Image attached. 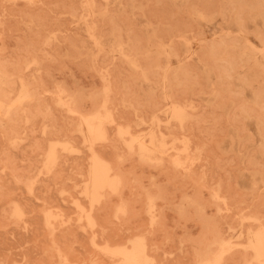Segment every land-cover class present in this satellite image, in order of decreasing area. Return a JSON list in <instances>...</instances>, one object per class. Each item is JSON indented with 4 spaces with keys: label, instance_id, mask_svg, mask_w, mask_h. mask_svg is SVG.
<instances>
[{
    "label": "rangeland",
    "instance_id": "1",
    "mask_svg": "<svg viewBox=\"0 0 264 264\" xmlns=\"http://www.w3.org/2000/svg\"><path fill=\"white\" fill-rule=\"evenodd\" d=\"M0 92V264H264V0H0Z\"/></svg>",
    "mask_w": 264,
    "mask_h": 264
},
{
    "label": "bare ground",
    "instance_id": "2",
    "mask_svg": "<svg viewBox=\"0 0 264 264\" xmlns=\"http://www.w3.org/2000/svg\"><path fill=\"white\" fill-rule=\"evenodd\" d=\"M1 93V92H0ZM98 122V121H97ZM96 129V128H95ZM94 131V130H93ZM99 134V133H98ZM176 162V161H175ZM96 163H99L98 161L96 162ZM104 163V162H103ZM103 163H101V165H102V169H101V171H99V173H100V175H98V177H96V179H95V181H96V183H95V186L98 184V183H102V184H104V182L103 181H105V176H107V173L109 172V168L106 166V165H108V164H106L105 165V163L103 164ZM97 174V173H96ZM108 179V178H107ZM114 181H115V179H114ZM101 184V185H102ZM87 187V186H86ZM96 190V189H95ZM121 249V248H120ZM258 249V248H257ZM123 251V250H122ZM120 254V253H119ZM262 255V254H261ZM259 257V256H258ZM134 258V256L132 255L129 259H133ZM263 258V257H262ZM144 260V259H143ZM125 261V260H124ZM127 264V263H126Z\"/></svg>",
    "mask_w": 264,
    "mask_h": 264
}]
</instances>
